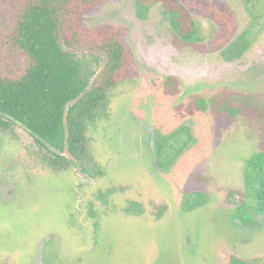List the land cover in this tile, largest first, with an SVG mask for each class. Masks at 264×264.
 Here are the masks:
<instances>
[{
    "label": "rangeland",
    "instance_id": "rangeland-1",
    "mask_svg": "<svg viewBox=\"0 0 264 264\" xmlns=\"http://www.w3.org/2000/svg\"><path fill=\"white\" fill-rule=\"evenodd\" d=\"M193 1L221 0H105L83 16L89 27H122L135 59L130 77L112 92L110 118L89 129L93 160L88 167L97 182L81 188L73 168L55 174L35 166L32 153L40 146L24 127H16V139L0 133V185L5 188L0 193L1 264H32L38 251L42 263L37 264H44L41 243L49 236L59 253L45 264H233L236 259L264 264V227L239 235L248 242H234L237 228L232 219L241 211L235 195L255 212L264 208V123L252 113L214 120L196 112L195 101L185 109L195 117L188 120L189 127L180 120L182 110L174 106L200 91L207 78L183 75V90L171 97L160 82L158 62L149 54L152 33L166 30L180 35L192 29L196 39L208 36L212 23L201 17L197 6L191 7ZM229 1L231 8L233 0ZM234 1V13L244 27L247 11L241 0ZM248 2L246 9L257 29L230 42L224 51L227 59L245 62L255 41L264 42V0ZM189 7L201 15L190 14ZM12 16L8 0H0V34L10 28ZM165 33H160L158 44L168 53L175 35ZM257 58L263 67L246 72L226 68L220 80L231 81L229 88L234 91L264 92V44ZM25 61L17 50L0 54L5 70H19ZM204 63L191 62L188 67ZM155 130L166 135L160 139L164 145L156 143L157 159L140 140L145 135L151 138ZM100 167L104 176L97 174ZM1 174L18 183L11 196ZM21 181L27 183L22 188ZM18 190L28 193L18 197ZM91 190L97 194V211L92 218L83 217L82 191L88 195ZM150 199L157 201L151 204ZM143 202L150 203L145 214ZM169 202L176 203L172 211ZM149 207L152 211H147Z\"/></svg>",
    "mask_w": 264,
    "mask_h": 264
},
{
    "label": "trees",
    "instance_id": "trees-1",
    "mask_svg": "<svg viewBox=\"0 0 264 264\" xmlns=\"http://www.w3.org/2000/svg\"><path fill=\"white\" fill-rule=\"evenodd\" d=\"M103 1L65 0L61 45L62 0H8L13 16L10 28L0 34V54L6 49L17 50L25 55L26 61L22 68L14 71L0 66V133L16 139V127H24L40 146L32 153L34 160L48 169H56L60 160L64 167L74 165L71 159L57 153L65 149V106L86 89L106 59L105 55L68 50L88 47L109 55L107 67L93 88L69 108L68 146L84 171L93 160L89 129L110 118L112 92L131 74L133 55L124 29L118 25L89 27L83 22V16L97 9ZM193 6L220 22L221 31L216 40L219 45L224 46L236 33L238 21L226 3L193 1ZM193 35L192 29L186 32L187 38L192 39ZM166 89L172 94L179 91L170 84H166ZM247 91L224 87L212 93H197L190 96L188 105L193 106L196 101L198 110L225 113L231 118L252 113L264 123V92ZM99 169L102 172L101 167ZM233 264L262 263L236 259Z\"/></svg>",
    "mask_w": 264,
    "mask_h": 264
},
{
    "label": "flooded vegetation",
    "instance_id": "flooded-vegetation-1",
    "mask_svg": "<svg viewBox=\"0 0 264 264\" xmlns=\"http://www.w3.org/2000/svg\"><path fill=\"white\" fill-rule=\"evenodd\" d=\"M222 2L226 3L227 5H229L230 7V1L229 0H221ZM248 1L250 0H241V6L244 8V11H247V20L244 22L245 25L244 27H240V20H239V15L236 12L235 16L236 19L238 21V28L236 33L230 38V40L224 45L221 46L219 45V42L216 41L217 37L219 35V32L221 31V24L218 21H215L211 18H209L206 15H201L200 12H198L197 10L191 9V7H189L188 12H190V14L192 12H194L195 14H198V16L201 15L202 18H204V20H206L207 22L212 23L211 26V30H209L208 36H205V38H195V34L193 35L192 39L191 38H187L186 33L184 34H180L182 36H185V39L183 37H181L180 35L175 34L173 31H166L164 30L163 32L161 31L160 33H167V34H173L174 37V42L171 46V49L168 53L165 52V50L162 49V47L158 44L161 41V37L159 36L160 33L156 32V35L154 33L150 34V39L154 40L153 42L149 43V54L151 55V58L153 60L154 63H156V61L158 63H156V67L160 70V73L163 75V79L162 84L165 87L164 92L167 91L166 89V84H170L173 86H177L178 88V92L172 94L171 93V97L174 96H179L180 95V91L183 90L184 86L182 83V76L183 75H189V76H193V77H197V76H201L204 79L207 78V83L204 82L205 86H202V89L200 91H194L193 93H191L190 95H188L186 97V99L184 98L183 100H181L180 102H178L174 107L175 109L177 108V106H179L180 104H184L183 108H177V111L180 109L182 110V112L184 113L183 117L180 120H183L187 123V125L190 127L191 126V122H188L189 119L191 118H195L194 116L191 117V115H187L186 114V106L188 105V100L190 98L191 95L193 94H202V93H212L217 89L220 88H224V87H230L231 84H233L231 81H223L220 80V75L223 73V71L227 68V69H239L246 72V71H250V70H257L258 68L263 67V64H261L262 62H260L257 58V54L259 53V51H261L262 45L264 44V42L262 41V38H258V40L255 41L254 43V49L252 50L250 55V58H248V60H246L245 62L241 61L239 58H235L233 60L231 59H227L224 56V51L226 46L231 42L233 43L235 38L239 35H245L247 33L248 30H251V32L256 31L257 27H256V20L252 14V12L250 10H247L246 8L249 7L248 4H250ZM240 2V1H238ZM244 4H243V3ZM235 1L233 0L232 5H231V10L233 12L236 11V9L234 8ZM191 10V11H190ZM245 13V12H244ZM200 14V15H199ZM200 17V18H201ZM251 19V22L248 20ZM190 20L192 22L195 23V19H193L192 17L190 18ZM165 33V34H166ZM129 46V45H128ZM133 55V54H132ZM134 57V56H133ZM134 58H133V62H134ZM203 60V62H205L202 65H199L198 67H195L193 69L189 68V64L191 62H193L194 64H196L197 62H201ZM132 62V65H133ZM131 65V68H132ZM159 82V83H160ZM189 106V105H188ZM195 111L197 112H204L202 114H207L213 116L212 119L214 120H221L222 119H228V115L225 113H221V114H215L210 110H198L195 109ZM228 116V117H227ZM230 118V117H229ZM235 118L229 119V120H233ZM185 124V123H184ZM192 127V126H191ZM166 133V131H165ZM152 137L148 138L145 136H141L140 140L142 141V143H146V146L149 148V150L152 152L153 154V158L157 159V141H159V145H164L166 142L162 141L160 142V139H162L164 136H166L165 134H160L159 132H153L151 133ZM149 139H150V144H149ZM157 143V144H158ZM64 151V150H63ZM57 152L60 153L61 155L62 152ZM70 151V150H69ZM66 157H68L67 155H65ZM69 158V157H68ZM71 159V158H69ZM72 160V159H71ZM74 162V165L71 164H67L65 167L62 165L63 161L60 160L59 161V166L56 169L50 168L48 169L47 167H45L44 165H41L37 160L33 159V163L35 164V166L42 168V171L45 172H50V173H62L65 171H71L72 168L74 169L75 172V178L77 179V182L80 183V187L81 188H86V187H91L93 184H95L97 181V176H95L96 174H91L89 171V167L86 166V170H82V166L81 163L79 162V167H80V171L82 172V174H80L78 168H77V164L75 163L74 160H72ZM79 161V160H78ZM1 161H0V165H1ZM11 162L10 160L8 162H6V166H10ZM166 167V166H164ZM164 167H160V170L163 169ZM18 170V167H17ZM16 170V171H17ZM102 172L97 171V174L103 175L104 176V169L101 168ZM162 171V170H161ZM11 173V172H10ZM102 176V177H103ZM1 179L8 184V187L10 186L11 190L9 191V195L14 193V188L18 186V183H16L17 181H10V179H8L4 174H1ZM27 184L24 181H21V183L19 184V187L22 188L23 185ZM22 185V186H21ZM5 191V188L3 187V184L0 185V193ZM183 191V190H182ZM28 192H25L24 195H26ZM188 193V191H184V196L181 197V199L186 200V194ZM193 193V191L190 192V194ZM203 193V192H202ZM201 193V194H202ZM82 194L84 195V199H85V208H82V216H88L89 218H92L93 214L95 211H97V194L95 192H93V190L87 192L86 194L82 191ZM22 195L21 190H18V193L16 194V196L20 197V196H24ZM7 194L5 192V197L7 198ZM11 196V195H10ZM4 199L5 201H7V199ZM233 198H238L236 199V201L234 202L235 205H238V208L241 211H238L237 216H234L232 219L233 224L235 225V227L237 228L236 234L234 235L233 239L234 242H237V240H239V243H246L248 241L244 240L243 238H239L240 234H245L246 231H252L255 229H260L264 227V208L260 207V208H256V211L254 210V208L252 207H246V205L242 204L243 202V197L242 196H237L235 195ZM9 200V199H8ZM152 201H157L155 199H150V203ZM164 201V200H162ZM225 203L229 204V201L224 200ZM261 202H264V200H261ZM144 203V202H143ZM149 204H145V206H143L144 209V214L146 211V206L150 205ZM152 204V203H151ZM243 206L244 208L240 207ZM261 206V204H260ZM264 206V204H263ZM176 207V203H170L169 202V211L174 210V208ZM162 208V207H161ZM244 209V210H242ZM147 211H152L151 208H147ZM251 215V216H250ZM249 216V221L246 220L247 217ZM243 218L247 221L245 222L243 220ZM260 218V219H259ZM231 219V220H232ZM91 222L89 221V224ZM243 232V233H241ZM239 238V239H238ZM54 239L50 238V236L47 239H44V241H42L41 246L43 247V258H44V264L46 263V260H50L51 258H58V253H59V249L58 247H53L52 245V241ZM233 242V243H234Z\"/></svg>",
    "mask_w": 264,
    "mask_h": 264
},
{
    "label": "water",
    "instance_id": "water-1",
    "mask_svg": "<svg viewBox=\"0 0 264 264\" xmlns=\"http://www.w3.org/2000/svg\"><path fill=\"white\" fill-rule=\"evenodd\" d=\"M64 4H65V0H62L61 3V7H60V20H59V40H60V44L63 45V30H62V22H63V10H64ZM69 52L72 53H91V54H95V55H105L106 59L105 62L103 63L102 67L97 71V73L94 75V77L91 79L89 85L86 87V89L80 94L78 95L75 99L69 101L66 106H65V111H64V125H65V131H66V140H65V149L62 152V154L67 155L69 158H71L72 160L75 161V163L77 164V168L80 172V174H82V172L80 171V167H79V161L78 159L69 151V146H68V141H69V126H68V114H69V108L72 105H75L76 103H78L94 86L95 82L100 78L101 74L105 71L107 64L109 62V55L106 52L103 51H98V50H94L88 47H80V48H76V49H69ZM83 175V174H82ZM37 261H39L40 263H42V258L41 255H39V251H38V255L37 258H35L32 261V264H37Z\"/></svg>",
    "mask_w": 264,
    "mask_h": 264
}]
</instances>
